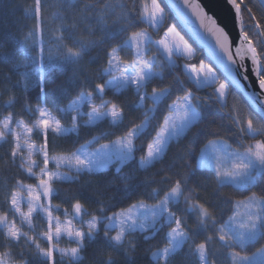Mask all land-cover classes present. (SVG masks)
<instances>
[{
	"label": "snow or ice",
	"instance_id": "obj_1",
	"mask_svg": "<svg viewBox=\"0 0 264 264\" xmlns=\"http://www.w3.org/2000/svg\"><path fill=\"white\" fill-rule=\"evenodd\" d=\"M69 2L74 3L75 0H69ZM229 2L234 6L237 14L242 11H247L249 14L252 12L251 8L243 7L245 0H229ZM110 3L111 0H104V3L100 5L101 21L104 17L103 9L107 8ZM172 7L176 8L185 23H189V21L184 8H192L195 14L202 15V9L198 4H195V0H185L184 8L176 3H173ZM43 11L42 0H34V6H30V12L27 13L32 15L36 21L33 30L28 33V37H31L35 42L39 35L41 45L44 36ZM130 12L139 21L138 24H133L131 19H127L129 30L126 36L129 33L130 36L125 43L132 45L134 55L125 59L120 54L119 45L111 46L107 50L106 66L102 71L105 75L115 73L112 79L96 82L93 87H82L66 109H59L60 113L67 112L69 114L70 128L62 125L61 119H57L52 114V109L46 103H37L35 108L31 104L27 105L28 110L32 113L27 123L17 118L16 113L12 111H8L4 119L0 120V142H6L7 138L11 137L12 147L8 157L13 164H16L19 159L17 165L19 174L8 189L3 204L0 205V235H3L6 241L4 250L0 251V264H28V261L23 259L22 251L19 259L12 252V246H20L22 241L25 247L31 246L30 250L43 261V264H58L57 253L61 258L67 256L73 264H79V261L83 259L81 252L85 244L89 240H94L101 230L113 249H123L126 252L125 244L132 243L127 237L137 230L154 232L156 235L163 232L165 246L157 247L156 251L151 252L154 264H170L171 259L184 246H187L189 254L196 258V264H216L214 259H210L213 247L226 252L229 264H264V138L253 139L243 152L239 149L234 150L233 154L238 157V160L233 161L230 168L221 167L218 154L212 156L215 164H212L211 174L216 188L223 189L231 186L234 194L240 190L239 194L246 196L248 203L254 209L250 211L247 223L237 225L235 217L228 214L231 209L232 197L225 194H223L225 198L230 201L229 210L222 218H218L214 208L200 202V199L193 195L195 189L187 190V181L190 176L188 171L177 176L164 177L169 182L162 189L154 186L149 190L147 196L143 194L135 196L136 202L131 203L129 208L122 207L120 211L113 209L110 215L91 216L87 222V231L76 227V221L80 220L87 212L85 203L79 197L73 198L68 206L63 207V215L66 219L63 221L60 219L58 210L62 205L53 203L58 196L56 182L71 180L70 176L60 171L61 166L75 169L77 173L93 174L101 169L111 167L113 162L118 160L120 165L117 171H121L135 159V140L143 135L149 126L148 119H145L135 127L127 128L116 135V139H107L108 143L100 144L92 152L85 150V144H81L74 151L69 150L59 154L54 151L55 138L63 137L67 133H79L81 117L86 116L83 126L88 129H95L99 126L98 122L105 120H108L114 128H118L122 124L124 120L123 108L117 103L103 100V97L107 95L109 89L115 86L117 81L122 86H127L129 82L136 85L138 107L143 108L145 98L139 95L140 88H146L151 80L158 76L163 78L153 70L152 60L147 56L148 46L153 41L149 29L144 28L145 23L152 29H159L165 23L163 8L157 0H151L150 7L146 0H140L139 6L134 5ZM117 15L119 16V13ZM124 15L127 18L129 13H124ZM249 19L252 20L254 17L249 15ZM71 27L75 28V24H72ZM201 27H204L203 23H201ZM253 27L264 28V22L253 25ZM257 34L259 35V33ZM196 35L202 42H205L199 33ZM242 35L244 42L248 45L243 55H241L240 48H237L236 53L232 55L229 47L225 48L224 42L219 38L216 41V46L209 48V53L228 74L231 84L236 86L240 85V80L237 79V77H241L240 71L243 70L245 76L247 71L244 63L233 66L237 60L236 57H239L240 61H244L246 58L250 59L254 71L258 74L259 89L264 90V49L260 48L258 51L257 47L253 46L247 29L243 31ZM224 39L226 41L227 37ZM80 41L79 46L63 43L62 58L78 63L83 57L84 48L92 43L84 37H81ZM156 46L161 49V53L165 55L170 67H175V60L172 59L171 53L175 52L176 55L183 56L186 61H190L195 54L175 27L169 28L164 38L156 42ZM40 55V83L43 85V47L40 49ZM225 57H227V62H225ZM49 58H51V54ZM183 71L187 80L192 81L198 88L208 87L216 82L215 73L206 65L201 64L197 68L186 63ZM22 75H24L23 92L28 93L36 81H30L26 74ZM17 83L19 84L20 81L18 80ZM59 86L57 83L54 87L58 88ZM225 88L224 84L217 87L218 98L222 103L226 98ZM40 92H45L43 86H41ZM168 95L167 89L159 92L153 88L150 99L154 105L158 106L166 100ZM190 96L189 92L172 105L174 111L164 117L160 132L146 145V154L144 152L140 156L139 168L148 169L150 166H154L164 157L171 140L186 135L192 127L200 122V113L191 107ZM96 97L101 98L100 103H96ZM15 99L14 95L9 96L6 101L8 108L13 106ZM249 99L252 103H256L254 94H251ZM81 105L87 106V112L80 111ZM261 109L264 111V107ZM145 115L147 116V113ZM236 123L239 126V131L249 137L254 138L257 133L264 134V126L253 120L251 116L246 120H240L237 116ZM14 127L23 128L24 134H18L14 131ZM169 128L174 131L171 136L166 137L164 134ZM34 131L39 136V143H33L30 140ZM100 139L103 137L93 136L88 144L99 143ZM209 145L212 146L215 153L222 151L218 140L209 139L205 148H208ZM228 147L229 145L224 142V148ZM202 154H205L203 149L199 153V166L205 168L207 164L201 162ZM34 155L38 159H33ZM245 156L250 158L246 163L243 159ZM254 162L260 165L257 175H252L250 171ZM26 180L30 182L26 183ZM125 187H128L127 180ZM257 187L260 188L259 193ZM24 193L27 194L26 204H24L27 211L22 210ZM149 200L152 201L150 205L147 203ZM181 201L185 205L184 214L178 213L175 208ZM139 208L147 209L143 218L137 217L132 211ZM99 212L105 213V208L101 206ZM187 213L195 215V228L189 227ZM37 217L45 221L46 227L38 235L29 237L23 231V226L27 224L31 227L33 220ZM67 217H71V219H67ZM210 228L213 230L209 231ZM200 231L203 232V235L198 239V236L201 235H197V233ZM64 237H67V240L75 246L59 247V242ZM148 238L145 237V239ZM250 245L258 246L257 252L252 256L246 254V249ZM132 247L135 248V245L132 244ZM257 256L260 257L259 261L255 259ZM111 258V254H109L108 260L110 261Z\"/></svg>",
	"mask_w": 264,
	"mask_h": 264
},
{
	"label": "trees",
	"instance_id": "obj_2",
	"mask_svg": "<svg viewBox=\"0 0 264 264\" xmlns=\"http://www.w3.org/2000/svg\"><path fill=\"white\" fill-rule=\"evenodd\" d=\"M157 2L163 8L165 23L157 32L149 28L146 23L144 24V28L149 29L152 40L159 41L169 28L175 27L193 48L194 57L190 61L174 57L175 67H170L158 49L153 44L149 45L147 56L156 58L154 70L159 71L163 78L158 76L152 79L144 88L143 108L138 107V92L134 88L128 87L120 91L109 89L103 100L112 101L123 108L124 120L118 128L112 127L108 120L98 122L99 126L95 129H88L81 123L79 133H67L63 137L54 139V151L58 154L69 150L74 151L81 144H85L88 150L94 151L100 144L108 143L107 139H116L115 136L125 129L135 127L145 119L149 122L144 134L135 140V159L130 161L123 170L117 171L120 163L114 161L111 167L101 169L99 172L73 173L70 181L56 182L58 196L53 203L62 205L59 210L61 214H63V207L68 206L73 198L79 197L87 209L82 217L83 220L93 215H110L113 209L120 211L122 207L129 208L131 203L136 202L135 196L141 194L147 196L152 187L158 186L162 189L169 182L164 177L177 176L185 171L190 173L187 190L195 189L193 195L200 199V202L214 208L218 218H222L229 210L230 201L223 194L232 197L231 209L228 212L231 216H233L235 204L247 200L246 196L239 194L240 190L234 194L231 186L217 189L212 179L211 168L198 166L199 153L205 148L209 139L223 140L229 144L230 148L241 151L253 139L264 138L262 133H257L254 138L241 133L236 123L237 116L240 120H246L251 116L260 125L264 126V123L219 73L216 72L217 83L210 87L198 88L192 81L187 80L183 71L186 63L196 67L201 64L213 67L203 52L195 48L181 31L163 0H157ZM42 3L44 5L42 13L44 36L41 45L39 35L35 42L28 37V33L33 30L36 23L34 17L27 14L30 12V6H34V0H0V120L7 115L8 111H12L16 113L17 118L27 123L32 115L27 105L31 104L35 108L37 103H46L52 109V114L57 119H61L64 126H68V114L60 113L59 109L67 108L82 87H93L96 82L109 79V75H105L102 71L106 66V52L111 46L116 45L120 46L121 52L124 51L123 44L130 36V33L126 36L129 30L127 19H131L133 24L139 23L130 10L134 5L138 7L140 0H111L108 7L103 9V21L100 19V5L104 3V0H75L74 3H70L69 0H42ZM243 7L252 9L251 14L242 11L243 29L248 30L250 41H253V46L257 47L258 51L260 48L264 49V28L253 27L264 22V0H245ZM124 13H129V16L126 18ZM249 15L254 19L250 20ZM72 24H75V28L71 27ZM81 37L92 41L84 48L82 59L78 63H73L70 59L62 58L63 43L79 46ZM41 47L44 49L43 85L40 83ZM50 54L51 58H49ZM22 74H26L30 81H36L28 93L23 92L24 75ZM57 83L60 86L55 88ZM220 84L227 87L223 103L215 92ZM41 86L45 89L44 93L40 92ZM153 88L159 92L166 89L169 92L166 100L158 106L154 105L150 99ZM189 92L194 109L200 113V122L186 135L170 141L164 157L154 166L148 169L139 168L140 156L144 152L146 154V145L159 133L164 117L171 111V106ZM10 95H14L16 99L13 106L8 108L6 101ZM95 100L96 103L101 102L100 97H96ZM93 136H102L103 139H100L99 143L88 144ZM34 140L39 143V136L35 135ZM11 147L10 138L6 142H0V205L3 204L8 189L19 174L17 167L19 159L16 164H13L8 157ZM252 175L257 173L253 172ZM257 178L259 179V176ZM126 180L128 187H125ZM257 192H260L259 187ZM147 203L150 205L152 201L149 200ZM101 206L105 208V213L99 212ZM175 208L178 213H185L183 201ZM187 219L189 227L195 228V215L187 213ZM211 230L213 229L210 228L209 231ZM24 231L32 237L42 230L39 226L35 231ZM197 235H201L198 239L202 238L203 232L200 231ZM146 236L149 238L145 239ZM127 239L132 242L125 244L127 252L123 249H113L101 230L94 240H89L85 244L81 252L83 259L79 261V264H154L151 252L156 251L157 247L165 246L163 232L156 235L154 232L137 230ZM5 243L3 235H0V251L4 250ZM70 246L75 245L64 238L59 242L61 248ZM30 247H25L23 241L20 246L13 245V255L19 259L22 251L23 259H26L28 264H43ZM257 247L250 245L246 249V254L252 256L257 252ZM109 254L112 257L110 261ZM210 259H214L216 264H229L226 252L216 247L212 248ZM57 261L58 264H73L69 257L61 258L58 254ZM170 264H196V258L190 255L187 246H184L171 259Z\"/></svg>",
	"mask_w": 264,
	"mask_h": 264
},
{
	"label": "water",
	"instance_id": "obj_3",
	"mask_svg": "<svg viewBox=\"0 0 264 264\" xmlns=\"http://www.w3.org/2000/svg\"><path fill=\"white\" fill-rule=\"evenodd\" d=\"M163 2L189 41L195 48L203 52L213 69L244 99L249 108L264 123V111L261 109L264 107V90L259 89L258 74L254 71L251 60L246 58L244 61H240L239 57H236L237 60L233 66L244 63L247 69L246 76L243 70L240 71L241 77H237L240 80V85L236 86L231 84L228 74L209 53V48L215 47L219 38L224 42L225 48L229 47L232 55L236 53L237 48L241 49V55H243L248 45L244 42V36L242 35L244 31L242 12L237 14L229 0H195V4H198L200 9H202V15L199 16L194 13L192 8H184L185 0H163ZM173 3L179 4L181 8H184L189 23H185L176 8L172 7ZM201 23H203L204 27H201ZM196 33H199L206 43L202 42ZM225 37H227L226 41ZM225 62H227V57H225ZM251 94L255 95L256 103H252L249 99Z\"/></svg>",
	"mask_w": 264,
	"mask_h": 264
},
{
	"label": "rangeland",
	"instance_id": "obj_4",
	"mask_svg": "<svg viewBox=\"0 0 264 264\" xmlns=\"http://www.w3.org/2000/svg\"><path fill=\"white\" fill-rule=\"evenodd\" d=\"M146 2L148 3V5H149V7L151 6V0H146ZM148 26V25H147ZM149 27V26H148ZM161 27V26H160ZM149 28H151V27H149ZM152 29V28H151ZM154 32H157V30L158 29H152ZM167 33V32H166ZM165 33V34H166ZM165 34L163 35V37H162V39L164 38V36H165ZM128 40V39H127ZM126 40V41H127ZM153 41V40H152ZM152 44L158 49V51L161 53V49H159L157 46H156V42H152ZM188 44V43H187ZM189 45V44H188ZM189 47H191L190 45H189ZM192 48V47H191ZM123 49H124V51L123 52H121L120 54H121V56L122 57H124L125 59H128V58H130V57H132V55H134V49L132 48V45L130 44V43H125L124 42V44H123ZM193 49V48H192ZM194 51V50H193ZM148 53V52H147ZM162 54V53H161ZM163 55V54H162ZM164 56V59L167 61V59L165 58V55H163ZM171 57H172V59H174V57H180V58H184L183 56H179V55H176L175 54V52H173V53H171ZM194 57V56H193ZM151 58V60H152V63H153V66H155L156 65V58L153 56V57H150ZM185 59V58H184ZM186 60V59H185ZM167 63H168V61H167ZM200 66V65H199ZM199 66L197 67V68H199ZM207 66V65H206ZM196 67V66H195ZM207 67H209V68H211L210 66H207ZM184 68V67H183ZM212 69V71L215 73V75H216V82L213 84V85H211V86H214L216 83H217V73H216V71L213 69V68H211ZM153 70H154V68H153ZM154 71H156V70H154ZM156 72H158L159 74H160V72L159 71H156ZM109 75V79H112V77L115 75V73H112V74H108ZM227 83V82H226ZM128 87H131V88H134L135 89V91L137 92V87H136V85H134V84H132L131 82H129L128 83V85L127 86H122V84L119 82V81H117L116 82V84H115V86L113 87V88H111V89H120V90H122V89H125V88H128ZM208 87H210V86H208ZM218 87V86H217ZM144 90V88L142 87V88H140V90H139V94H141V96H144V94H145V92L143 91ZM225 91L227 92V87L225 88ZM215 92H216V94H217V97H218V92H217V88L215 89ZM180 99H182V98H180ZM219 99V98H218ZM220 101H221V99H219ZM225 101V98H224V100H223V102ZM222 103V102H221ZM71 103H69V105H70ZM68 107V106H67ZM191 107L192 108H194L193 107V105H192V103H191ZM66 109V108H65ZM87 110H88V108H87V106L85 105H81V108H80V111H84V112H87ZM172 111H174V109H173V107L171 106V111L170 112H172ZM63 114L64 115H67L68 113L67 112H63ZM73 114H75V113H73ZM68 117H69V114H68ZM4 118H2L1 120H3ZM86 119V116H84V117H81V119H80V124L81 123H83L84 124V120ZM68 123H69V125L68 126H64L63 124V126L64 127H68V128H70L71 127V123H70V121L68 120ZM163 127V126H162ZM14 131H16L18 134H21V135H23L24 134V129L23 128H15L14 127ZM174 130L172 129V128H169L166 132H165V136L166 137H168V136H171L172 135V132H173ZM160 132V131H159ZM35 135H38L35 131H34V133H33V135L31 136V138H30V140H31V142H33V143H36L35 142V140H34V136ZM11 139L12 140V138L11 137H8L7 139ZM174 140H176V139H174ZM171 141H173V140H171ZM219 141V147L221 148V150L222 151H220L219 153H215L214 152V149H212V146L211 145H209L208 146V148H204L203 150H205V154H202V156H201V162L202 163H204V164H207V168H211L212 167V164L214 165L215 164V160H213V157L212 156H215V155H219L220 156V164H221V167L222 168H230L231 167V164L233 163V161H236V160H238V157L236 156V155H234L233 153H234V149H232V148H230V146L228 147V148H224V142L225 141H223V140H218ZM23 142V141H22ZM227 143V142H226ZM228 144V143H227ZM229 145V144H228ZM86 151H88V152H92L91 150H88L87 148L85 149ZM215 150H220V149H215ZM95 151V150H94ZM244 150H241V152H243ZM33 159H38V157H36L35 155L33 156ZM244 162L246 163L247 161H248V159H250L249 157H247V156H245L244 158ZM115 161H117V162H119L120 163V161H118V160H115ZM198 166H199V158H198ZM200 167V166H199ZM60 171H63V172H65L68 176H70V177H72V175L71 174H73V173H77L76 171H75V169H69V168H67V166H65V167H63V166H61V168H60ZM251 171V174L253 173V172H256V173H258L259 171H260V165L258 164V163H256V162H254L253 163V167H252V169L250 170ZM5 199V198H4ZM26 200H27V194L26 193H24L23 194V203H22V210L23 211H27V209H26V207L24 206V204H26ZM252 210H254L253 208H252V206L248 203V200H243V201H240V202H237L236 204H235V210H234V213H233V216L235 217V223L237 224V225H239V224H241V223H247L248 222V217H249V213H250V211H252ZM135 214H136V216L137 217H139V218H143V214H145L146 212H147V209H145V208H139V209H133L132 210ZM58 215H59V217H60V219L63 221V220H65L66 219V217H64V215L63 214H61V212H59V210H58ZM67 219H71V217H67ZM87 222H88V219H86V220H83L82 218L80 219V220H78V221H76V227L77 228H82L83 230H85V231H87ZM37 225H39L40 226V229L41 230H43L45 227H46V224H45V221L42 219V218H40V217H37V218H35L34 220H33V224H32V226L30 227V226H28L27 224H25L24 226H23V231L24 230H29V231H35L37 228H39V226H37ZM25 232V231H24ZM64 239H66L67 240V237H64ZM63 248H65V247H63ZM58 255H59V253H57ZM65 257H67V256H65ZM255 259L257 260V261H259L260 260V257L259 256H257V257H255Z\"/></svg>",
	"mask_w": 264,
	"mask_h": 264
}]
</instances>
